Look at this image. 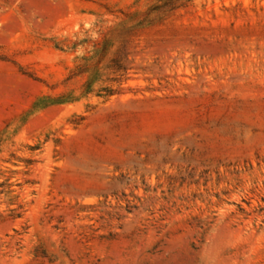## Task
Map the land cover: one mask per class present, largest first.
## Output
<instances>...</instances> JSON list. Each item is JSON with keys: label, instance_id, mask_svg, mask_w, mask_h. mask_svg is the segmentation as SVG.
Returning a JSON list of instances; mask_svg holds the SVG:
<instances>
[{"label": "rangeland", "instance_id": "1", "mask_svg": "<svg viewBox=\"0 0 264 264\" xmlns=\"http://www.w3.org/2000/svg\"><path fill=\"white\" fill-rule=\"evenodd\" d=\"M157 1L0 0V264H264V0Z\"/></svg>", "mask_w": 264, "mask_h": 264}, {"label": "trees", "instance_id": "2", "mask_svg": "<svg viewBox=\"0 0 264 264\" xmlns=\"http://www.w3.org/2000/svg\"><path fill=\"white\" fill-rule=\"evenodd\" d=\"M192 0H158L153 6H151L150 8H148L145 12H141V13H135L137 18H134L133 20V24L136 27H146V26H150V25H154L157 22H160L162 20H164L167 15H169L171 12L177 10L180 7H183L185 5H187V3L191 2ZM109 42H105L104 45L99 49L101 55L103 56L104 53L107 52V48H108ZM118 53V51H117ZM106 55V54H105ZM115 60H117L116 62L121 63V58L119 56V54H117V56L115 57ZM125 68L123 66H120L119 70L122 71ZM95 78H91L88 85H87V93H95L96 95H100L101 97H106V96H112L114 94L117 93V89L110 87L109 89H106L103 93V91L101 92H96L95 87L94 86V82H95ZM116 82H118L119 84L122 83V78L116 80ZM39 103V101H37L34 106H37V104ZM54 103H58V102H50V103H45V107L47 106H51L54 105ZM44 106V105H43ZM42 108V106H37L35 109L31 108L28 111H26L25 113L19 115L22 120L20 122V128L21 126H24L30 119L31 117L34 115V113H36L38 110H40ZM15 119H11L6 126L0 130V154L5 152L6 150L9 149V147L13 144L14 142V138L16 135H18L20 133V128L18 126H16L14 129V122ZM17 164V163H16ZM19 166V164H17ZM252 167H254V165L252 164ZM237 171L239 173H242L244 170H241L239 168ZM221 173V170L220 172ZM223 178H219V182L218 184H220V182L222 181ZM264 184V182H263ZM263 191H264V186H263ZM222 193H226L225 190H223ZM222 193H216V196L218 197V201L215 203L217 205H220L221 202L226 201L221 194ZM229 193V192H228ZM262 202H264V193L261 195V200L259 201V204L257 206L253 207V211H248L247 208H245L242 204H238L239 208H238V213L245 215V218H248L250 215H252L253 213L256 214L255 216V220L258 221V218L260 216H264V205L262 204ZM247 203L252 206L253 202L251 201H247ZM214 204V203H213ZM264 222V219L262 220Z\"/></svg>", "mask_w": 264, "mask_h": 264}]
</instances>
